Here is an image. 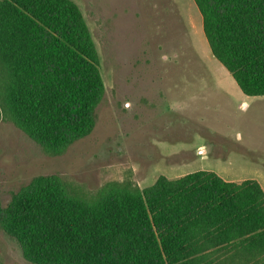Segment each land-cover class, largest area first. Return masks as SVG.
I'll return each mask as SVG.
<instances>
[{"label":"trees","instance_id":"obj_1","mask_svg":"<svg viewBox=\"0 0 264 264\" xmlns=\"http://www.w3.org/2000/svg\"><path fill=\"white\" fill-rule=\"evenodd\" d=\"M213 58L249 97H264V0H193ZM0 119L57 154L89 135L104 86L71 0H0ZM32 264H264V192L209 171L143 190L72 194L35 178L0 208Z\"/></svg>","mask_w":264,"mask_h":264},{"label":"rangeland","instance_id":"obj_2","mask_svg":"<svg viewBox=\"0 0 264 264\" xmlns=\"http://www.w3.org/2000/svg\"><path fill=\"white\" fill-rule=\"evenodd\" d=\"M71 1L88 27L104 86L93 130L53 154L0 119V208L38 177H56L70 193L88 196L110 184L143 190L160 176L178 179L201 169V153H191L203 139L226 161L210 152L205 167L264 176V102L240 105L243 93L213 58L193 0ZM3 84L0 69V90ZM0 264H32L1 226Z\"/></svg>","mask_w":264,"mask_h":264},{"label":"crops","instance_id":"obj_3","mask_svg":"<svg viewBox=\"0 0 264 264\" xmlns=\"http://www.w3.org/2000/svg\"><path fill=\"white\" fill-rule=\"evenodd\" d=\"M264 102V97H249V96H246L243 94V98L242 100L240 101V105L243 106V107H247V105H249V103H254V102ZM250 143V142H249ZM252 143H250L247 147L248 150H253L254 148L252 147ZM171 147V146H169ZM173 148L171 149H174L175 146H172ZM181 147H184V150L187 146H181ZM180 148V147H179ZM197 149V150H196ZM196 149L193 150V153H201V157L199 158V162L202 163V167L201 169L199 170H196V171H189V172H182V174H190V173H194V172H198V171H209V172H213L215 173L216 175H218L221 179H223L224 181L226 182H233V183H240L244 180H249V179H252V180H256L259 185L261 186L263 192H264V176L257 173V172H254L252 173L251 177H241L242 176V173L241 171H236V172H230V171H227V168H224V167H221L219 164H216V165H211L208 167H205V162L209 161V160H212V158H210L209 156V153L212 152L215 156H213V159L215 158L216 160H219L218 162H221L223 163V165L225 166V160L222 159L223 156L222 155H217L215 154V146H214V143L212 141H209L207 139H203V142H201L197 147ZM189 152V151H188ZM193 156L190 155V159L192 158ZM228 158V157H227ZM214 159V160H215ZM190 163V162H189ZM188 164V163H187ZM179 165H182V164H179ZM185 165V164H183ZM178 165H172L171 167H174L176 168ZM238 177H240L238 179Z\"/></svg>","mask_w":264,"mask_h":264}]
</instances>
